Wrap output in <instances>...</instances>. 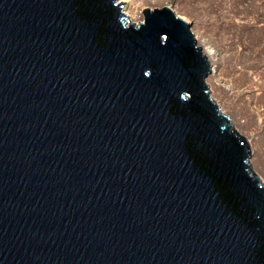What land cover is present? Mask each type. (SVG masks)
I'll list each match as a JSON object with an SVG mask.
<instances>
[{
    "label": "water",
    "instance_id": "1",
    "mask_svg": "<svg viewBox=\"0 0 264 264\" xmlns=\"http://www.w3.org/2000/svg\"><path fill=\"white\" fill-rule=\"evenodd\" d=\"M0 0V264H264V183L170 7Z\"/></svg>",
    "mask_w": 264,
    "mask_h": 264
},
{
    "label": "rangeland",
    "instance_id": "2",
    "mask_svg": "<svg viewBox=\"0 0 264 264\" xmlns=\"http://www.w3.org/2000/svg\"><path fill=\"white\" fill-rule=\"evenodd\" d=\"M134 23L143 11L171 6L185 18L212 73V97L251 144V165L264 183V0H124Z\"/></svg>",
    "mask_w": 264,
    "mask_h": 264
},
{
    "label": "bare ground",
    "instance_id": "3",
    "mask_svg": "<svg viewBox=\"0 0 264 264\" xmlns=\"http://www.w3.org/2000/svg\"><path fill=\"white\" fill-rule=\"evenodd\" d=\"M120 1H122V2H124V0H120ZM171 7V6H170ZM180 17H182V16H180ZM183 18V17H182ZM183 19H185V18H183ZM186 20V19H185ZM206 54V53H205ZM208 55V54H207ZM209 57V56H208Z\"/></svg>",
    "mask_w": 264,
    "mask_h": 264
}]
</instances>
